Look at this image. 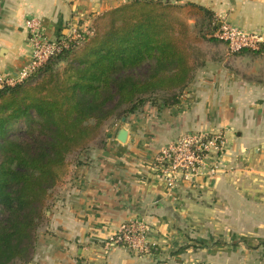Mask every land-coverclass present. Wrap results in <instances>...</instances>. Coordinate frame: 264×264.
I'll list each match as a JSON object with an SVG mask.
<instances>
[{
	"label": "crops",
	"instance_id": "1",
	"mask_svg": "<svg viewBox=\"0 0 264 264\" xmlns=\"http://www.w3.org/2000/svg\"><path fill=\"white\" fill-rule=\"evenodd\" d=\"M133 1L0 0V76H15L29 61L27 19H38L54 39L70 21L86 24ZM145 1L183 7L186 28L196 19L226 22L264 43V0ZM189 6L209 12L210 21ZM187 53L192 71L178 107L146 104L69 165L28 264H264V210H214L246 187L253 196L264 193V55L243 51L227 69L223 59L199 66ZM120 129L124 143L116 141ZM215 131L227 139L220 171L168 195L150 171L155 155L186 133ZM131 220L149 229L145 255L110 243Z\"/></svg>",
	"mask_w": 264,
	"mask_h": 264
},
{
	"label": "trees",
	"instance_id": "2",
	"mask_svg": "<svg viewBox=\"0 0 264 264\" xmlns=\"http://www.w3.org/2000/svg\"><path fill=\"white\" fill-rule=\"evenodd\" d=\"M189 7L210 21L209 12ZM183 9L134 0L105 14L107 31L83 37L80 54L72 45L28 80L0 89V264L30 260L44 201L68 156L87 150L105 122H121L146 104L180 105L192 71ZM216 27L202 23L208 32ZM246 51L264 55V43Z\"/></svg>",
	"mask_w": 264,
	"mask_h": 264
},
{
	"label": "built area",
	"instance_id": "3",
	"mask_svg": "<svg viewBox=\"0 0 264 264\" xmlns=\"http://www.w3.org/2000/svg\"><path fill=\"white\" fill-rule=\"evenodd\" d=\"M24 26L30 48L29 61L15 76L0 77V89L28 80L51 58L72 45H78L84 37L79 32L78 23L71 21L67 24L66 34L54 39L44 36L42 24L36 18L27 19ZM213 37L225 43L232 54L255 51L262 44L258 34L244 32L226 22L217 24ZM226 149L227 139L222 132L186 133L155 155L150 171L153 178L165 184L171 196L181 190L192 189L201 173L216 175L220 171V162ZM148 232L149 229L140 220H131L118 228L110 243L136 256H142L152 248L147 241Z\"/></svg>",
	"mask_w": 264,
	"mask_h": 264
},
{
	"label": "rangeland",
	"instance_id": "4",
	"mask_svg": "<svg viewBox=\"0 0 264 264\" xmlns=\"http://www.w3.org/2000/svg\"><path fill=\"white\" fill-rule=\"evenodd\" d=\"M197 20L198 19L191 21V23L189 22L188 27V32L192 34L190 35L189 33H187L189 38L186 40V44L190 48V60L194 62V64H199L200 66L202 62L205 64L207 61L215 62L218 57L219 60L223 59L224 65L227 69L231 68L232 60L237 54L230 53L227 45L223 42H217L216 44L213 42L209 43L207 41L208 39L202 40L201 37H213L214 33L208 32L206 28H202L201 22L198 23L199 21ZM109 22V18H107L104 14L102 17L99 16L92 20H88V23L86 24H78L80 30L79 32H82V36L86 37V39H91L95 35L102 34L107 31L109 27ZM196 24L197 26L195 27ZM85 40L83 42L80 41L78 43L77 52H79V54L87 46ZM72 57H69L67 63L65 62L60 64L58 70L61 71L62 69L66 68L68 63H72ZM38 81L39 80H36L30 84L35 85ZM120 125L121 122L115 118H112L105 122L101 130L99 131L98 136L93 140V142L88 145L87 150L90 149L92 146H96L100 143H103L106 140L107 135L111 132V130ZM83 152L72 153L70 156H68L64 170L65 174L56 184V187L49 193L47 199L44 201L43 214L35 232L34 249L32 250L31 257L35 251L36 240L41 236V234L46 232V213L48 212V210H55L57 200H60L62 196L60 185L68 175V167L71 164H75ZM257 188L260 189L261 187L257 186ZM240 194L241 196L239 199H233L231 196H229L225 200L221 201L220 204H223L221 207L215 206L216 202H214V210H264V193L262 194V192L260 191L259 193H257V196H253L252 193H250L249 189L246 187L245 190H243ZM30 260L27 262V264L30 262ZM14 264L20 263L16 262Z\"/></svg>",
	"mask_w": 264,
	"mask_h": 264
},
{
	"label": "water",
	"instance_id": "5",
	"mask_svg": "<svg viewBox=\"0 0 264 264\" xmlns=\"http://www.w3.org/2000/svg\"><path fill=\"white\" fill-rule=\"evenodd\" d=\"M124 123V120H122ZM126 131L124 129H120L117 133L116 141L119 143H124L126 140Z\"/></svg>",
	"mask_w": 264,
	"mask_h": 264
}]
</instances>
